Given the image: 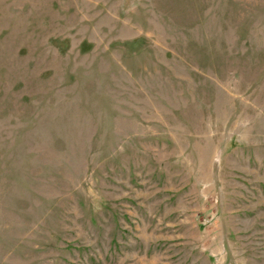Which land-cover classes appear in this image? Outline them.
<instances>
[{
  "label": "rangeland",
  "instance_id": "374dc122",
  "mask_svg": "<svg viewBox=\"0 0 264 264\" xmlns=\"http://www.w3.org/2000/svg\"><path fill=\"white\" fill-rule=\"evenodd\" d=\"M0 264H264V0H0Z\"/></svg>",
  "mask_w": 264,
  "mask_h": 264
}]
</instances>
